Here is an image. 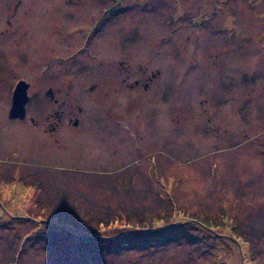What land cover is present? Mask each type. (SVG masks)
Wrapping results in <instances>:
<instances>
[{"label":"rangeland","instance_id":"1","mask_svg":"<svg viewBox=\"0 0 264 264\" xmlns=\"http://www.w3.org/2000/svg\"><path fill=\"white\" fill-rule=\"evenodd\" d=\"M0 30V264H264V0H0ZM18 79L77 126L9 117Z\"/></svg>","mask_w":264,"mask_h":264},{"label":"flooded vegetation","instance_id":"2","mask_svg":"<svg viewBox=\"0 0 264 264\" xmlns=\"http://www.w3.org/2000/svg\"><path fill=\"white\" fill-rule=\"evenodd\" d=\"M6 23L9 24V19H6ZM3 31L0 30V32H3ZM1 38H2V36H0V39ZM2 63H5V60L3 58H0V65ZM126 68H127V66L122 67V69H126ZM127 77H129V75L122 76L121 80L123 81V80L127 79ZM2 78L3 77L0 76V79H2ZM15 83L16 82H14V84ZM131 83L133 84V79H132V82H130V84L128 82L129 86L131 85ZM57 90H59V89H56L54 91L51 88H48L45 91V95H47L49 100L52 101V103L49 104L50 106L45 105V103L42 102V101H44L43 99H39V101H35L36 104H35V108L33 111L34 115L31 114V115H28V117H26L27 111H28V104H29V100L27 99V101L25 102V115L23 118H21V119L18 118V119H20L22 121L28 119V121L34 127H37V128L40 124H42V127H41L42 130L45 132H51V133H53L55 131L58 124L61 123V121L63 120L64 117H65L66 122L70 123L72 126H77L78 119H77V115L74 113V109L70 108V106H69V109L65 110V105H66L67 101L62 96L58 97L57 95H55ZM28 97H29V95H28ZM67 105H69V103H67ZM76 110H77V113L81 112V109L79 106H76ZM7 114H8V110H7Z\"/></svg>","mask_w":264,"mask_h":264},{"label":"water","instance_id":"3","mask_svg":"<svg viewBox=\"0 0 264 264\" xmlns=\"http://www.w3.org/2000/svg\"><path fill=\"white\" fill-rule=\"evenodd\" d=\"M29 84L23 79H19L14 84L11 92L8 116L11 118H23L25 115V102L28 99L27 88Z\"/></svg>","mask_w":264,"mask_h":264},{"label":"crops","instance_id":"4","mask_svg":"<svg viewBox=\"0 0 264 264\" xmlns=\"http://www.w3.org/2000/svg\"><path fill=\"white\" fill-rule=\"evenodd\" d=\"M228 20H230V18L228 17Z\"/></svg>","mask_w":264,"mask_h":264}]
</instances>
